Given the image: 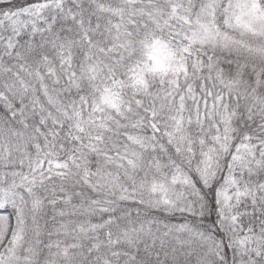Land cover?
<instances>
[{"label": "snow or ice", "instance_id": "obj_1", "mask_svg": "<svg viewBox=\"0 0 264 264\" xmlns=\"http://www.w3.org/2000/svg\"><path fill=\"white\" fill-rule=\"evenodd\" d=\"M0 264H264V0H0Z\"/></svg>", "mask_w": 264, "mask_h": 264}]
</instances>
